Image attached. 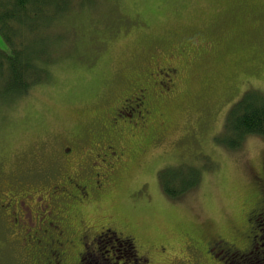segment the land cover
<instances>
[{
	"label": "rangeland",
	"instance_id": "rangeland-1",
	"mask_svg": "<svg viewBox=\"0 0 264 264\" xmlns=\"http://www.w3.org/2000/svg\"><path fill=\"white\" fill-rule=\"evenodd\" d=\"M48 28L47 82L0 95V264H264V137L215 140L264 93V0H71Z\"/></svg>",
	"mask_w": 264,
	"mask_h": 264
},
{
	"label": "trees",
	"instance_id": "trees-1",
	"mask_svg": "<svg viewBox=\"0 0 264 264\" xmlns=\"http://www.w3.org/2000/svg\"><path fill=\"white\" fill-rule=\"evenodd\" d=\"M70 1L0 0V37L8 49H0V95L18 98L47 82L52 59L44 58L34 44H38V34L48 32L53 19L61 18ZM225 120L215 140L229 150L239 149L249 135L264 137V93L245 91L230 106ZM199 175L196 168H165L158 177L163 193L177 200L196 187Z\"/></svg>",
	"mask_w": 264,
	"mask_h": 264
},
{
	"label": "flooded vegetation",
	"instance_id": "flooded-vegetation-1",
	"mask_svg": "<svg viewBox=\"0 0 264 264\" xmlns=\"http://www.w3.org/2000/svg\"><path fill=\"white\" fill-rule=\"evenodd\" d=\"M115 233V232H114ZM115 237H117V236H115ZM118 238V237H117ZM130 240H127V241H125V242H129ZM223 247H221V250L223 251V252H225L226 254H227V256L229 257V254L227 253L228 251L227 250H225V249H222ZM132 249V248H131ZM52 259H50V260H48V261H46L44 264H53L52 263V261H51Z\"/></svg>",
	"mask_w": 264,
	"mask_h": 264
}]
</instances>
